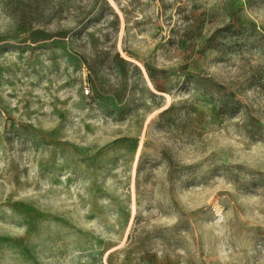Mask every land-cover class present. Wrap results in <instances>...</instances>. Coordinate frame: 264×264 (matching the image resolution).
<instances>
[{"label":"rangeland","instance_id":"rangeland-1","mask_svg":"<svg viewBox=\"0 0 264 264\" xmlns=\"http://www.w3.org/2000/svg\"><path fill=\"white\" fill-rule=\"evenodd\" d=\"M0 264H264V0H0Z\"/></svg>","mask_w":264,"mask_h":264}]
</instances>
